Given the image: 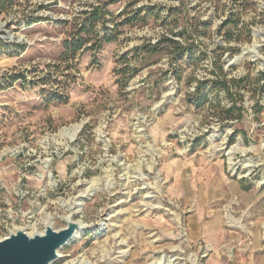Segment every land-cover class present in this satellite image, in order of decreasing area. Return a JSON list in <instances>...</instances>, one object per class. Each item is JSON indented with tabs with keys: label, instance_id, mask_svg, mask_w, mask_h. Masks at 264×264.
<instances>
[{
	"label": "rangeland",
	"instance_id": "374dc122",
	"mask_svg": "<svg viewBox=\"0 0 264 264\" xmlns=\"http://www.w3.org/2000/svg\"><path fill=\"white\" fill-rule=\"evenodd\" d=\"M13 1L0 16V240L72 218L83 229L54 264H264V0ZM105 29L117 39L99 47ZM219 65L250 76L241 121H221L231 100L211 83L195 105ZM91 186L81 213L61 204Z\"/></svg>",
	"mask_w": 264,
	"mask_h": 264
},
{
	"label": "trees",
	"instance_id": "16d2710c",
	"mask_svg": "<svg viewBox=\"0 0 264 264\" xmlns=\"http://www.w3.org/2000/svg\"><path fill=\"white\" fill-rule=\"evenodd\" d=\"M201 3H217L220 2L221 0H198ZM237 1V0H236ZM14 1L13 0H4L0 2V16L6 12L9 9H12ZM7 7V8H6ZM107 5H104L103 8L101 9L100 7L94 9L92 12L89 13L90 17L88 20H86L82 26L81 29L78 32L77 36H80L81 34L85 33L86 35L88 34H93L95 26L99 23L100 21V15L101 13L103 15H108L107 12ZM133 19V18H132ZM135 19V17H134ZM128 23V22H126ZM229 23V22H227ZM231 23V22H230ZM108 30L105 29V34L103 36H97L99 47L105 45V44H110L114 42L117 38L115 36H111ZM233 38H227V41H231ZM78 41V42H77ZM65 50L72 54L71 57H67L65 61H70L73 60L76 56V54L83 48L84 40L83 38H80L79 40H73L72 42L66 41L64 43ZM101 48H99L100 50ZM212 75L214 76L213 80H207V81H200L198 83V86L196 87V93L195 96L197 97L196 101V106L198 108L203 107L205 104L208 103L209 95L207 93L201 94L202 86L211 83L212 88L218 90V91H223L225 94V97L231 100V107L230 108H220L219 107V102H217V109L220 110L221 114L226 115V118H222L221 121L226 122L231 120H239L241 121L243 119L242 111L244 110L243 104V96L242 92H247L248 90L251 89L252 84L250 82V76H246L243 78H228L227 73L224 71V68L222 65L216 66L215 70L212 72ZM262 83V84H261ZM254 84H258V88L260 91L264 90V72H260L259 76L256 77ZM241 106H239V104ZM256 108H258L257 114H259L262 110L260 107V103H256ZM235 112H239V116L235 118L234 114ZM220 120V119H219Z\"/></svg>",
	"mask_w": 264,
	"mask_h": 264
},
{
	"label": "water",
	"instance_id": "95a60500",
	"mask_svg": "<svg viewBox=\"0 0 264 264\" xmlns=\"http://www.w3.org/2000/svg\"><path fill=\"white\" fill-rule=\"evenodd\" d=\"M82 224L68 218L67 227L56 231L46 226L42 234H27L18 229L0 240V264H54L62 249L72 243Z\"/></svg>",
	"mask_w": 264,
	"mask_h": 264
},
{
	"label": "bare ground",
	"instance_id": "6f19581e",
	"mask_svg": "<svg viewBox=\"0 0 264 264\" xmlns=\"http://www.w3.org/2000/svg\"><path fill=\"white\" fill-rule=\"evenodd\" d=\"M80 128L81 126L80 125H76V126H73L71 129L69 130H65L63 132V135L65 137H67L68 139H70L71 141L75 139V137L79 134L80 132ZM48 163H49V159L47 160L46 162V166L45 168H48ZM52 180V178H51ZM97 190V188H95V186H91L90 190L88 189L87 190V193L86 194H81L79 195L77 198L69 201V202H64V203H61L63 206H65L69 211H72V210H76L75 213L76 214H79L82 212L84 206H85V199H87L89 196H93L95 193V191ZM147 198V197H146ZM151 209V208H149ZM74 213V214H75ZM52 218L50 219V221L47 223V226H50V222H51ZM18 230V229H16ZM15 230V231H16ZM14 231V232H15ZM32 235V234H31ZM176 249V248H175ZM178 250V249H177ZM177 252V251H175ZM125 256V255H124ZM124 256H121L119 258H121L122 260L124 259ZM156 259V258H155ZM178 258H169L168 260L166 258L162 259H156L152 264H172L174 263ZM126 261V260H125ZM74 264V262H73ZM75 264H86L85 262H82V261H79Z\"/></svg>",
	"mask_w": 264,
	"mask_h": 264
}]
</instances>
